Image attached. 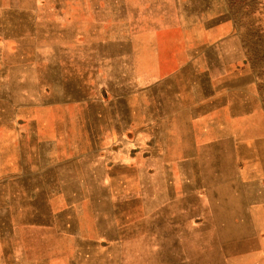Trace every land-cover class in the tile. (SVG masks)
<instances>
[{
    "label": "rangeland",
    "instance_id": "1",
    "mask_svg": "<svg viewBox=\"0 0 264 264\" xmlns=\"http://www.w3.org/2000/svg\"><path fill=\"white\" fill-rule=\"evenodd\" d=\"M184 5L185 23L201 26L187 35L218 42L214 84L234 112L218 119L226 132L213 129L216 144L198 146L167 125V151L196 158L186 177L173 169L174 196L165 178L150 191L145 170L122 169L113 199L72 214L65 204H0V264H264V0ZM177 83L187 101L201 94ZM147 144L149 0H0V179L12 201L48 185L53 171L38 170L86 180L82 158L96 147L134 155ZM195 181L203 189L194 194ZM103 235L104 256L91 248L85 257L78 239Z\"/></svg>",
    "mask_w": 264,
    "mask_h": 264
},
{
    "label": "crops",
    "instance_id": "2",
    "mask_svg": "<svg viewBox=\"0 0 264 264\" xmlns=\"http://www.w3.org/2000/svg\"><path fill=\"white\" fill-rule=\"evenodd\" d=\"M185 12L184 0H149V144L146 148L147 153L137 152L132 155L125 148L114 149L108 145H103L99 149L96 147L93 154H87L82 158H87L91 165L86 180L65 181L59 178L63 174L55 172L52 167L38 170L36 173L39 175L45 172L49 174L50 171L53 173L48 185L41 188H37L38 185L32 186L31 189H37L39 195L29 199L20 195L19 189V194L12 201L8 190L10 181L5 176L0 179V204H65L67 211L72 214L77 204H105L107 200L113 199L112 194L119 193L125 185L121 179L122 169L145 170L149 174L150 191H154L155 176L165 178L164 191L167 195L169 192L174 196L175 192L168 179L173 176V169L183 167L180 174L186 177V164L195 161L196 158L194 154L172 156L167 151L165 133L167 125L177 124V128L183 130L185 134L182 139L185 143L198 146L214 145L217 141L214 142L210 137L211 130L219 129L223 133L227 130V125H219L218 119L224 116L227 121H231L234 117L232 106L227 105L226 97L221 95L214 84L218 78L219 60H221L216 55L218 42L208 40L195 42L191 39V35L187 33H201V26L187 25L184 19ZM73 31L79 37V30L73 28ZM185 81L193 82L189 86L190 90L200 85L201 94L194 93L195 90H192L191 98L187 101L183 96L186 90L177 83ZM168 99L175 103H168ZM183 102H186V105L182 106ZM171 160H179V166L172 164ZM68 175L73 176V172ZM200 175L202 174L199 173L198 176ZM19 181L20 179L17 182ZM185 186L184 182L183 188L187 191ZM194 186H189V191L194 194L199 189H203L199 182L195 181ZM21 189L23 193L24 188ZM92 190L101 192V195H92ZM168 196L160 204H169ZM175 198L173 197L174 200ZM152 203L150 200L149 204ZM158 219L162 223L164 218ZM70 223L73 224L72 221ZM78 240H82L87 248L84 250L85 257H88L90 251L94 249H97V254L104 256L107 246L106 236ZM91 248L94 249L91 250Z\"/></svg>",
    "mask_w": 264,
    "mask_h": 264
}]
</instances>
